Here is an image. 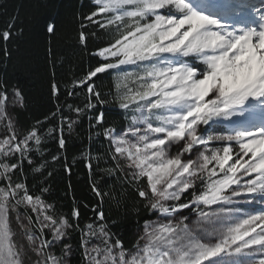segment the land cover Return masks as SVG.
<instances>
[{"label":"snow or ice","instance_id":"1","mask_svg":"<svg viewBox=\"0 0 264 264\" xmlns=\"http://www.w3.org/2000/svg\"><path fill=\"white\" fill-rule=\"evenodd\" d=\"M205 7L194 0H93L80 43L86 47L98 36L86 33L90 26L110 39L66 93L78 98L86 90L83 106L66 101V114L57 104L51 115L59 123L46 133L47 116L18 130L12 113L23 95L0 81V264H71L77 251L80 264H264V206L243 211L264 205V122H252L253 110L264 109V0L226 2L219 14ZM54 30L50 23L47 32ZM10 35L5 30L0 37L6 42ZM105 75L112 78L107 93L97 83ZM51 91L58 101L59 85ZM108 104L123 110L125 127L105 120ZM84 116L107 146L95 156L83 154L98 203L83 205L92 217L81 225L75 200L65 215L45 198L50 188L44 182L30 187L21 177L45 139L56 134L58 151L65 149V125L71 133ZM232 117L250 126L229 134L202 127ZM60 159L51 154L53 163ZM45 164L32 171L42 176ZM63 166L70 174L71 166ZM98 175L119 178L144 209L161 217L144 221L132 248L111 231L102 207L110 193ZM13 219L27 244L13 239ZM76 230L74 248L69 241Z\"/></svg>","mask_w":264,"mask_h":264},{"label":"trees","instance_id":"2","mask_svg":"<svg viewBox=\"0 0 264 264\" xmlns=\"http://www.w3.org/2000/svg\"><path fill=\"white\" fill-rule=\"evenodd\" d=\"M92 6V0H0V34L5 30L11 31L8 41L5 42L0 37V81L5 82L9 92L18 88L23 95L22 105L16 104L12 113L19 131H25L37 120L44 121L47 116L52 122H45L46 127L41 131L46 133L47 127H56L59 123L58 118L53 119L51 115L57 104L64 106L66 114V101L83 106L86 90L81 89L78 98H70L66 93L73 80L82 78L89 68L95 65L98 58L92 53L96 48L105 46L110 39L103 30L90 26L85 30L86 33L95 30L98 36L89 37L86 47L80 43L82 19L90 13ZM50 23L55 25V30L51 34L47 32ZM53 83L58 84L60 88L58 101L52 95ZM97 83L101 85L103 92L107 93L112 85V78L105 75ZM129 86L135 87L131 82ZM112 90H115L114 87ZM107 98L112 99L111 96ZM103 110L109 125L119 129L128 123L123 110L118 107L108 104ZM202 127H207V133L225 134L224 128L219 125ZM3 131L0 127V135ZM95 131L90 130L87 116L80 119L78 126H75L71 133L65 125L63 133L66 139L65 149L58 151L56 134L45 139L42 154H32L33 165L24 162V176L21 177L26 179L30 187L44 182L50 188L45 198L65 215L70 214L75 200L81 209V225L89 222V218L92 217L89 209L98 203L89 187L88 170L83 154L90 150L95 156L97 150L102 152L107 146L103 137H97ZM57 153L61 159L53 163L51 154ZM65 163L71 166L70 174L64 169ZM41 164H45L42 176L32 171L33 167H40ZM93 164L95 165V161ZM49 171L52 173L51 176L47 174ZM97 179L103 190L110 193L104 198L102 207L111 231L119 235L126 248H132L138 239V233L141 234L143 231L144 221L157 220L161 217L158 213H149L144 209L132 188L122 183L119 178L98 175ZM0 186H3L2 183ZM84 204H88L89 209H85ZM184 214H188L187 209L184 210ZM194 216L195 214L190 219ZM112 221L116 222L115 225H112ZM11 227L16 233L13 239L23 243L24 237L19 235L14 219ZM69 242L74 248L79 244V230L71 233ZM54 251L59 255V248ZM80 259L81 253L77 251L71 259V264H80Z\"/></svg>","mask_w":264,"mask_h":264},{"label":"rangeland","instance_id":"3","mask_svg":"<svg viewBox=\"0 0 264 264\" xmlns=\"http://www.w3.org/2000/svg\"><path fill=\"white\" fill-rule=\"evenodd\" d=\"M93 1V0H92ZM205 1H211V0H194V2H199V3H203V2H205ZM213 2L215 1V0H212ZM211 1V2H212ZM245 116L247 117L248 116V114L247 113H245ZM244 118H238V117H232L228 122L227 121H223L222 119H219V120H215V121H213V122H210V125L211 124H221L222 126H223V128H224V130H225V132H226V134H229V133H231L232 131H233V129L235 128V127H237V126H240V125H238L236 122L238 121V120H243ZM231 120H234L232 123H230V121ZM211 130V129H210ZM209 130V131H210ZM212 130H214V129H212ZM262 206H264V205H260V204H254V205H252V206H248V205H244V209H243V211H248V212H250V211H252L253 210V208H256V209H259L260 207H262ZM216 206H213V208H215ZM196 219V217L194 216L191 220H195ZM143 232V231H142ZM142 234V233H141ZM23 243L24 244H27V240H26V238H24V240H23Z\"/></svg>","mask_w":264,"mask_h":264},{"label":"bare ground","instance_id":"4","mask_svg":"<svg viewBox=\"0 0 264 264\" xmlns=\"http://www.w3.org/2000/svg\"><path fill=\"white\" fill-rule=\"evenodd\" d=\"M237 1H241V2H244V3L249 2V0H237ZM230 2H232V0H230ZM250 2L251 3H254L253 0H250ZM211 4L215 5L216 9H219L220 8L219 6L221 4H223V0H215L214 2L212 1ZM216 9H214L215 11H211V12L216 13V14H219L220 13L219 11H221V9H219V10H216ZM228 22L231 23L232 21L229 20ZM253 103H255V102H253ZM247 114L249 116V113H247ZM252 117H253V119H252V122L253 123L259 124L261 122H264V109H261L259 107L255 108L253 110V112H252ZM230 123H232V122H230ZM240 126H250V125L244 124V125H240Z\"/></svg>","mask_w":264,"mask_h":264}]
</instances>
